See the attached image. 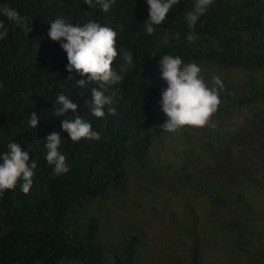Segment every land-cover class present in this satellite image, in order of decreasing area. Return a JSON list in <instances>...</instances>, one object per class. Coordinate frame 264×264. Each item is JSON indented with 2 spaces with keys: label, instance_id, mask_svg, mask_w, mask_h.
Masks as SVG:
<instances>
[{
  "label": "trees",
  "instance_id": "trees-1",
  "mask_svg": "<svg viewBox=\"0 0 264 264\" xmlns=\"http://www.w3.org/2000/svg\"><path fill=\"white\" fill-rule=\"evenodd\" d=\"M193 3L180 0L148 35L145 0H116L108 12L82 0H0L31 29L0 16L8 28L0 40V152L15 141L29 151V163L37 161L28 193L19 180L0 196V264H144V228L119 211L131 181L181 244L178 254L170 249L166 260L146 264H264V0H215L189 29L184 17ZM57 18L107 25L118 32L117 48L133 54L136 67L114 86V114L92 116L84 101L95 85L76 86L78 74L67 78L66 53L48 37ZM190 31L197 37L191 43ZM164 54L197 63L209 86L213 74L223 79L215 128L163 131ZM60 94L78 104L99 140L74 143L62 131L61 121L73 116L54 114ZM33 111L40 119L29 128ZM52 132L62 135L70 166L61 176L44 158Z\"/></svg>",
  "mask_w": 264,
  "mask_h": 264
},
{
  "label": "clouds",
  "instance_id": "clouds-1",
  "mask_svg": "<svg viewBox=\"0 0 264 264\" xmlns=\"http://www.w3.org/2000/svg\"><path fill=\"white\" fill-rule=\"evenodd\" d=\"M89 8L99 7L108 12L116 0H82ZM148 6V18L144 22V30L152 35L158 26L162 25L170 10L174 9L180 0H145ZM215 0H194L191 10L185 14V21L189 29H194L200 18L213 6ZM0 16L6 18L13 26L30 31L29 22L19 12L7 5H0ZM122 26H121V29ZM8 36V28L4 20H0V40ZM117 30L101 25L89 19L88 22L73 24L66 19L57 18L51 21L48 37L59 42L66 53V69L73 75L82 77L76 80V86L91 88L90 98L84 101L92 116L103 118L105 109L108 114H114L112 106L116 102L114 86L120 83L125 75L136 67L133 54L124 48H117ZM188 42H194L197 37L190 31L186 37ZM167 43V41H165ZM119 58V59H117ZM115 61V67L113 62ZM159 77L165 82L158 105L165 120L161 124L163 131L176 133L182 128L204 127L215 128L211 117L217 112L221 104V94L227 91L223 79L213 74L211 86L201 75V67L197 63H185L178 55L164 54L159 59ZM54 108L57 117L67 116L69 110L73 118L63 119L62 131L67 132L71 141L79 142L82 138L99 140L100 134L92 129L88 120L83 119L77 112L78 104L72 102L68 95L60 94ZM40 117L33 111L28 126L36 128ZM62 135L52 132L46 137L45 160L52 166L53 175L61 176L70 171L66 156L61 152ZM6 151L0 152V196L7 190H14L17 182L22 180L20 190L25 194L33 185V177L37 168L36 159L29 163V151L11 141L6 144Z\"/></svg>",
  "mask_w": 264,
  "mask_h": 264
},
{
  "label": "rangeland",
  "instance_id": "rangeland-1",
  "mask_svg": "<svg viewBox=\"0 0 264 264\" xmlns=\"http://www.w3.org/2000/svg\"><path fill=\"white\" fill-rule=\"evenodd\" d=\"M143 195L144 192L141 191L139 185L136 182L131 181L129 191L122 199L124 201L123 209L121 206L119 211L122 212L121 215L126 218L125 222L127 224H138L140 227L144 228L145 252L142 255L144 264L156 261L158 258L164 261L169 256L165 251L169 252L171 249L178 254L181 250V244L179 243V240L170 238L169 230L171 225L168 224L166 220H159V218L155 217L156 212L151 210L145 200L146 197ZM134 201H136V203H142V206L137 207L134 205ZM168 204L178 212L182 209L181 204L175 197H171ZM114 207L116 208L117 206L114 205ZM94 208L93 215L96 214L97 206H94ZM116 209H118V207ZM146 248L148 249V252L146 251Z\"/></svg>",
  "mask_w": 264,
  "mask_h": 264
}]
</instances>
